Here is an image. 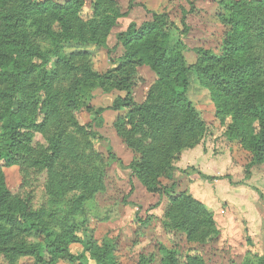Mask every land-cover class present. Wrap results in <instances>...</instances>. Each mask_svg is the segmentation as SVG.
I'll use <instances>...</instances> for the list:
<instances>
[{"label": "trees", "instance_id": "trees-1", "mask_svg": "<svg viewBox=\"0 0 264 264\" xmlns=\"http://www.w3.org/2000/svg\"><path fill=\"white\" fill-rule=\"evenodd\" d=\"M221 3L220 46L198 49L194 65L169 43L168 15L152 11L151 20L118 33L123 53L99 75L87 52H66L65 44L103 45L124 14L116 0H94L87 20L79 16L82 0H0V264H85V256L70 251L76 242L92 244L95 264H117L112 247L93 244L77 215L104 188V156L87 139L98 135L93 127L103 122L104 108L88 103L100 81L124 91L108 107L125 109L113 126L133 153L131 176L150 192L167 194L163 227L191 245H204L216 234L212 212L185 192L173 194L160 178L170 175L180 152L196 145L206 129L186 95L191 72L208 89L226 138L247 148L250 164L264 163V0ZM142 64L156 78L136 102L132 89ZM80 109L93 113L91 123L78 125L74 114ZM10 166L19 168L24 187L31 176L44 175L46 210L32 209L7 187L3 167ZM69 189L81 192L71 207L62 199ZM195 249L181 253L156 242L136 264H204ZM241 264H264V253L246 250Z\"/></svg>", "mask_w": 264, "mask_h": 264}, {"label": "rangeland", "instance_id": "rangeland-1", "mask_svg": "<svg viewBox=\"0 0 264 264\" xmlns=\"http://www.w3.org/2000/svg\"><path fill=\"white\" fill-rule=\"evenodd\" d=\"M58 4L66 0H52ZM123 15L110 27L103 45L79 43L65 44V51H85L89 54L92 70L99 75L114 67L113 62L122 55L117 44L118 33L130 23L140 26L152 19V11L164 12L173 23L169 43L179 47L189 66L198 59V49L217 51L224 27L218 20L222 0H116ZM94 0H82L79 16L92 17ZM138 80L132 89L136 102L143 101L155 74L148 64L137 67ZM187 98L205 122L206 129L200 141L183 149L168 177H161V185L172 187V193L185 192L201 201L211 212L216 234L210 235L204 245L186 243L183 234L167 230L162 225V215L167 204V194L150 192L131 176L128 164L132 151L117 135L113 123L124 108L110 107L124 91L108 82L99 85L88 98L93 109L104 108L103 122L93 127L98 135L88 137L90 145L104 156V188L85 200L83 214L86 234L93 244L112 247L117 264H136L141 252L153 250L156 242L181 253L195 247L204 264H241L246 250L264 253V163L250 164V153L243 145L229 141L224 126L215 116V106L209 91L199 83L195 72L189 74ZM78 125L91 123L93 113L86 109L75 111ZM111 149L113 157L108 152ZM7 187L23 196L30 207L46 210L48 195L44 175L31 176L30 185H22V175L17 166L3 167ZM80 190L69 189L63 195L67 207L76 201ZM92 244L72 243L70 251L86 257L85 264H95L91 257ZM0 262L2 258L0 257ZM57 264H68L60 261Z\"/></svg>", "mask_w": 264, "mask_h": 264}]
</instances>
